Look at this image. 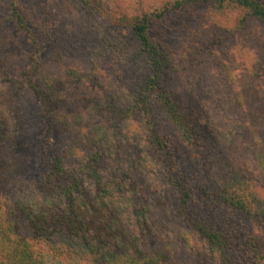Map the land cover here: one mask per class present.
<instances>
[{"label":"rangeland","instance_id":"1","mask_svg":"<svg viewBox=\"0 0 264 264\" xmlns=\"http://www.w3.org/2000/svg\"><path fill=\"white\" fill-rule=\"evenodd\" d=\"M164 1L170 0H103L110 14L103 18L79 10L72 0H21L28 27L23 30L10 20L9 1L0 0V114L7 119L8 145L18 168L12 188H30V181L42 178L49 168L53 153L62 150L60 136L46 138L43 106L36 92L43 89L42 72L57 73L66 82L82 127L101 126L117 148L102 163L107 179L116 184L118 198L130 197L125 185L142 186V205L145 201L151 205L148 217L156 225L155 234L178 242L182 263L221 264L176 216L173 193L167 186L168 165L146 152L151 132L141 116L128 114L139 95V83L151 72L138 56L131 29L116 19L133 17ZM238 16L232 12L227 19L219 17L207 25L187 20L186 27L179 25L183 18H172L163 26L171 27L166 30L170 47L181 53L184 45L194 47L202 40L205 45L209 37H222L234 27ZM37 21L43 22V29L37 28ZM258 26L252 23L250 28ZM150 33H156L155 27ZM245 38L246 42L238 36L231 41L224 37L213 48L205 46L210 54L195 56L193 65L174 78L171 87L179 84L184 98L193 96L203 103L194 113L200 132L196 144L184 145L179 133L161 119L159 131L170 141L184 173L207 181L235 175L264 201V56L255 48V36ZM106 104H111L113 111H103ZM144 157L156 166L144 176L136 175L130 168ZM232 224L264 253L263 226L244 216ZM179 232L188 243H179ZM232 258L235 264L243 263L239 255Z\"/></svg>","mask_w":264,"mask_h":264},{"label":"trees","instance_id":"2","mask_svg":"<svg viewBox=\"0 0 264 264\" xmlns=\"http://www.w3.org/2000/svg\"><path fill=\"white\" fill-rule=\"evenodd\" d=\"M8 1L10 20L27 30L21 0ZM72 1L79 10L103 18L109 14L103 0ZM232 12L239 16L222 37H209L205 45L202 40L194 47L188 43L181 53L170 47L166 30L171 27L163 26L170 19L183 18L178 20L181 27L187 26V20L207 25L219 17L227 19ZM116 20L131 29L138 56L151 72L139 83V95L128 114L141 116L151 132L146 152L168 165L167 186L173 193L176 216L221 264H232L236 255L244 264H264L258 243L238 234L232 224L244 216L264 227V201L235 175L207 181L184 173L158 121L174 128L184 145L196 144L200 132L194 113L203 103L193 96L184 98L179 84L171 87L174 78L193 65L195 56L210 54L205 46L213 48L224 37L231 41L238 36L246 42L245 37L252 34L255 48L264 56V0H170ZM252 23L259 26L250 28ZM36 26L43 29V22L37 21ZM153 27L156 33L151 35ZM181 63L185 65L180 67ZM42 76L43 89L36 92L43 106L46 138L60 136L62 150L53 153L49 168L42 178L30 181V188L13 189L18 168L8 145L7 119L0 114V264H184L178 242L155 234L156 225L148 217L151 205L147 201L142 205L143 187L125 185L130 197L122 201L116 195V184L107 179L102 163L117 151L107 130L99 125L83 128L64 79L48 71ZM102 110L113 111V107L106 104ZM146 158L130 168L136 175L144 176L156 166ZM182 234H176L179 243H188Z\"/></svg>","mask_w":264,"mask_h":264}]
</instances>
